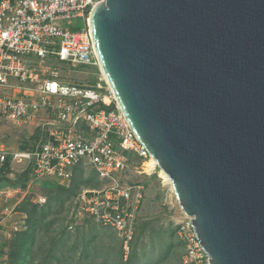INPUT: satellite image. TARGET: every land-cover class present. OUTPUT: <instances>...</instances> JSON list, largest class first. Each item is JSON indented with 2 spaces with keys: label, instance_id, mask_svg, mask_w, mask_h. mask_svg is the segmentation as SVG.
Wrapping results in <instances>:
<instances>
[{
  "label": "water",
  "instance_id": "1",
  "mask_svg": "<svg viewBox=\"0 0 264 264\" xmlns=\"http://www.w3.org/2000/svg\"><path fill=\"white\" fill-rule=\"evenodd\" d=\"M87 29L210 264H264V0H104Z\"/></svg>",
  "mask_w": 264,
  "mask_h": 264
},
{
  "label": "built area",
  "instance_id": "2",
  "mask_svg": "<svg viewBox=\"0 0 264 264\" xmlns=\"http://www.w3.org/2000/svg\"><path fill=\"white\" fill-rule=\"evenodd\" d=\"M103 1L0 0V119L36 121L39 131L32 148L10 149L0 142V170L7 163L10 174L13 165H30L34 178L67 185L74 167L88 164L101 184L81 188L71 218L91 217L114 229L127 259L145 187L141 182H123L117 175L126 170L129 153H148L116 105L112 110L104 108L113 98L102 76L96 88L63 84L48 63L54 59L69 67L98 66L87 21L90 11ZM73 18L83 19L84 28L70 29ZM16 191L0 188V196ZM14 207H6V217ZM190 219L181 211L176 228L184 248L181 264H210ZM0 264L7 263L3 259Z\"/></svg>",
  "mask_w": 264,
  "mask_h": 264
},
{
  "label": "rangeland",
  "instance_id": "3",
  "mask_svg": "<svg viewBox=\"0 0 264 264\" xmlns=\"http://www.w3.org/2000/svg\"><path fill=\"white\" fill-rule=\"evenodd\" d=\"M69 23L72 30L84 28L81 18L70 19ZM48 63L52 68H56L59 75L56 80H62L63 84L96 88L95 84L102 76L96 66L69 67L54 59H50ZM35 123L36 121L12 123L0 119V142L10 149H18L25 143L31 144L36 131ZM127 156L128 166L117 176L123 182H141L145 187V195L136 218L132 250L127 259L124 258L120 246V236L114 229L98 223L91 217L70 221L69 201L65 204L66 210L61 216L63 219L44 231L37 240L38 249H53L54 255L59 257V264H181L184 248L176 235L181 210L169 186L160 176V169L156 166L150 173L145 170L149 155L138 156L129 153ZM23 167L13 165L9 176L14 177ZM78 170L84 178L90 174L96 175L88 164H82ZM57 189L52 182L38 177L12 196H0V243L10 240L14 232L25 227V214L14 211L6 217V207H14L21 197L43 205L49 196L58 191ZM13 227H17V230L14 231ZM51 237L53 239H50ZM3 258L8 261L6 256Z\"/></svg>",
  "mask_w": 264,
  "mask_h": 264
},
{
  "label": "trees",
  "instance_id": "4",
  "mask_svg": "<svg viewBox=\"0 0 264 264\" xmlns=\"http://www.w3.org/2000/svg\"><path fill=\"white\" fill-rule=\"evenodd\" d=\"M106 110L115 109L112 102L108 106H104ZM39 131L36 130L33 135L31 144L21 145V149L32 148L34 143L39 140ZM82 164H78L73 169V175L67 185L60 184L56 180L45 178L52 182L58 189L57 192L49 196L46 203L38 205L33 203L29 198L22 199L14 209L17 212L23 213L26 216L25 227L21 231H16L12 234L11 239L4 242L0 249V255L6 256L7 264H59V257H56L52 252L53 249H38L37 240L41 234L49 230L54 223L63 219L62 214L66 210L65 204L69 201L68 214L72 211L74 199L81 187H98L100 181L96 175H88L82 177L79 172ZM11 168L9 163L0 170V188L25 189L27 184L34 179L30 165L16 173L14 177L9 174ZM69 220H73L71 215ZM50 239H53L51 237ZM1 258V257H0ZM56 262V263H54Z\"/></svg>",
  "mask_w": 264,
  "mask_h": 264
},
{
  "label": "bare ground",
  "instance_id": "5",
  "mask_svg": "<svg viewBox=\"0 0 264 264\" xmlns=\"http://www.w3.org/2000/svg\"><path fill=\"white\" fill-rule=\"evenodd\" d=\"M157 166L156 161L153 157L149 156V160L145 162L146 171L148 173L152 172L154 168ZM160 169V168H159ZM160 176L164 179L165 184H167L170 188V179L169 177L160 169L159 170ZM180 208V207H179ZM181 210V209H180Z\"/></svg>",
  "mask_w": 264,
  "mask_h": 264
},
{
  "label": "crops",
  "instance_id": "6",
  "mask_svg": "<svg viewBox=\"0 0 264 264\" xmlns=\"http://www.w3.org/2000/svg\"><path fill=\"white\" fill-rule=\"evenodd\" d=\"M36 130H37V129H36ZM96 177H97V176H96ZM97 179H98V178H97ZM100 184H101V181H100ZM18 190H21V189H17V191H18ZM22 199H23V197H21L20 199H18V200L16 201V204H18ZM138 226L141 227V225H138ZM4 242H5V241H1V243H0V249L2 248ZM0 257H1L0 260H3V259H4L3 257H5V256H1V255H0Z\"/></svg>",
  "mask_w": 264,
  "mask_h": 264
}]
</instances>
